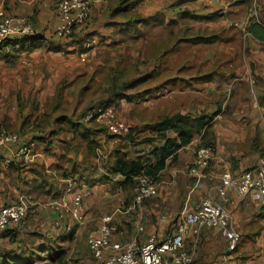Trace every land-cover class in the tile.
<instances>
[{"label": "rangeland", "instance_id": "1", "mask_svg": "<svg viewBox=\"0 0 264 264\" xmlns=\"http://www.w3.org/2000/svg\"><path fill=\"white\" fill-rule=\"evenodd\" d=\"M153 2V0H138L135 8L126 10L129 4L123 0H108L103 2V4L107 3V6L98 12H95L96 6H99L96 4L86 24L76 30L73 38H59L56 33H54V37H50L55 44H60L68 51L70 50L69 52L74 53L70 57H77L79 61L84 58V61H80L79 70L92 67L86 78H81L79 81L81 85L87 84V88L81 103H79L81 108H77V114H74L73 119L76 122L75 125L86 132L87 136H79L75 140L65 139L68 148L72 151L71 157L69 155L57 157L47 151L43 152L47 161H44L43 168L35 170V175L42 183L39 185L40 187H34L39 189L41 195L49 192L55 196L62 193L69 184L76 183L77 186L87 185L91 187L93 192L91 190L89 198L87 197L91 208L88 210L89 219H85L82 226L75 227L70 241L64 242L59 248L53 246V248L60 250L54 254L55 260L39 259L33 264H100L94 259L86 245V239L90 233L97 230L101 218L112 215L115 224L113 241H127L134 238L146 239L151 234L163 236L170 229L172 230L174 224L184 213L203 199L207 192L222 182L211 175L215 160V148L214 158L205 170L204 177H191L188 173L189 167L194 163L196 151L201 144L200 137L195 138L189 153H192L194 158L186 167V175L189 176L190 180L188 182L189 187H187L186 178L179 176L176 177L178 181L176 189L170 188L169 180L172 177L166 171L163 177L156 181L158 187L156 196L144 200L139 205L135 201L137 189L133 193H128L119 187L118 184L122 177L109 174L108 167L113 160L112 154L115 149L128 152L130 155H145L151 148V145L147 143L141 144V140L152 135L148 128H150V124L157 121V113L149 111L148 108L152 107V102H155L154 91L152 92L151 88L166 79L165 74L160 76V72L164 68L168 71V77L181 76L180 78L183 80L173 87L176 90L171 93L170 98L174 102L175 108L181 103H186L191 112L209 116L216 113V110L213 109L214 106L211 105L217 99H214L211 93L201 97L196 91V86L208 91L219 89L216 88L218 84L226 86L224 83L228 82V78L220 75L212 76L213 72L228 71L237 67L242 63L241 57L250 53V47H247V34L245 33L246 24L252 17L264 18V0L238 1L239 4L236 5L235 12L218 8L215 11L216 18L203 21L182 18L176 10L168 9L167 6L161 10L160 15H163V21L153 23L151 27L133 25L132 22L136 19L137 12L143 17L154 16L158 13L148 14L149 5ZM176 2L178 0L174 3ZM183 2L189 6L197 5V0H184ZM3 3L2 6L7 14L30 17L36 32L46 33V29H40L36 25L33 16L28 13L31 10L22 2L17 4L19 13L16 14L8 12L6 2ZM181 10L200 14L195 8L193 10L187 8ZM51 33L52 31H50ZM214 34H216V38L211 42L201 40V37H211ZM94 38L96 43L92 42ZM88 42L92 45L83 57L79 51ZM167 49L166 59L165 57L162 58V53ZM150 72L153 74L149 75ZM5 76L6 72L4 71L1 78L3 79ZM113 76L118 78L121 85L127 83L126 85L134 86L123 91L126 96L131 97H122L126 100L125 105L119 108L114 103V107L118 110L119 116L130 126V130H134L132 136L135 137V142L126 139L128 133L124 135L109 134L106 128L95 121L77 123L78 118L87 108L98 106L112 97L111 91L114 85L111 78ZM68 78V76L63 78V84L68 82ZM203 79L206 81L209 79L211 82L203 83ZM216 79L218 81L215 82ZM7 81L0 80L1 83H7ZM205 85L208 87L205 88ZM10 86L11 93L15 85L11 84ZM16 86L19 87V84ZM159 92L164 93L162 89ZM72 98H74L72 103L78 104V95L73 93ZM4 99L8 101L10 97L4 96ZM57 100L60 102L62 100V94L59 92L54 93L51 99L48 98V103L50 101L54 103ZM165 104L166 101L163 100L159 106L165 108ZM42 119L43 117L40 120ZM40 122V128L46 127L45 132L52 131V127L45 126L44 121ZM69 125V122L59 123L54 127V132L61 133L59 134L61 137L67 136V132L64 131ZM59 128H62L63 131ZM160 142L157 141L155 144L158 145ZM36 149H38L37 145L33 150L34 156ZM51 158H56V160L50 163L49 159ZM31 162L24 165L32 166ZM106 177L107 180H105ZM98 183L99 185H97ZM104 184H108L110 187ZM95 185L99 188L95 189ZM23 188H27V186ZM44 196L35 198L40 200L34 199L33 202H30L43 201L47 195ZM34 206L29 204V212L33 210L32 207ZM138 227H143L144 230L139 231ZM28 230L29 225L27 224L25 228L17 229L15 233L20 234V238L27 234ZM24 238H27L25 242L29 240L28 237ZM8 240H0V249L11 246V243L6 242ZM20 247L22 248V246ZM13 255L12 250L6 253V257L2 255L0 264H16L13 259L16 255ZM61 255L63 257L59 261L57 257Z\"/></svg>", "mask_w": 264, "mask_h": 264}, {"label": "crops", "instance_id": "2", "mask_svg": "<svg viewBox=\"0 0 264 264\" xmlns=\"http://www.w3.org/2000/svg\"><path fill=\"white\" fill-rule=\"evenodd\" d=\"M153 1L149 5V15L159 13L168 6V9H174L178 15L182 16L181 14L186 12L192 13L188 10L182 11L183 8L191 10L195 8L200 13L197 15L215 14L218 8H224L233 13L237 9L238 1L245 0H197L196 6H189L184 2L174 3L177 0ZM3 2L0 0V6L4 4ZM5 2L8 12L12 14L19 13L17 5L19 2L26 5L31 10L28 13L33 16L36 25L40 29H46V33L38 32V40L29 45L28 43L13 44L10 46H14L15 50L10 49V46L0 50V80H8L7 83L0 82V125L7 127L10 131L19 132L23 140H36L38 148L36 155L32 158V166L17 161L9 167L5 166L3 160L5 157L12 156L15 148L0 149V207L15 203L23 196L31 202L44 195L52 196L45 193L41 195L39 189H35L34 186L40 187L39 185L42 183L35 175V170L43 168L44 161H47V157L43 153L45 151L57 157L72 156V151L68 148L65 139L75 140L79 136L82 137L80 132L83 130L75 125L76 122L73 119L74 114H77V108H81L79 103H81L87 88V84L81 85L79 81L81 78H86L88 71L92 69L91 67L90 69L79 70L80 61H84V58L79 61L77 57H70L74 53L51 41L50 37H54L58 24L56 0H6ZM183 4L185 5L182 8ZM98 5L95 12L105 8L107 3ZM137 14L140 13L137 12ZM139 16L143 17L141 14ZM248 24L249 22L246 25L248 26ZM50 31H52L51 34ZM245 33L247 34V47H250V53L241 57L242 63L228 71L213 72L212 76L220 75L228 78V82L224 83L226 86L218 84L216 88L219 89L215 91L204 90L196 86V91L201 97L211 93L214 99H217L211 105L216 110L212 124L215 137V160L211 175L221 181L226 177L240 175L256 165L264 163V41L253 37L250 33ZM51 45H59L61 50L52 51L48 49ZM166 57L167 55L165 59ZM4 71L6 76L2 79L1 74ZM165 71L166 68L160 72V76L165 74V81L155 84L151 88V91H154L155 102H152V107L148 109L157 113V121L167 114L181 113L192 116L201 114L191 112L186 103L174 107V102L170 98L171 93L176 90L173 87L183 80L180 78L181 76L168 77V71ZM66 76L69 77L68 82L63 84V78ZM216 81L218 80L216 79ZM209 82H211L209 79L207 81L203 79V83ZM11 84L15 86L10 93ZM18 84L19 87L16 86ZM207 87L205 85V88ZM161 89L164 93L159 92ZM57 92L62 94L61 102L57 100V102L50 101L48 103V98L51 99ZM73 93L78 95V104L72 103L74 100L72 98ZM163 94L165 95L163 96ZM4 96L10 97L9 103L4 99ZM163 100L166 101L165 108L159 106ZM46 108L48 109L44 111ZM42 117L43 119L40 120ZM80 118L81 116L77 123H81ZM40 121H44L45 126L52 127V131L45 132L46 127L40 128ZM63 122H69L70 125L64 131L67 132V136L61 137L59 136L61 133L54 132V127ZM59 129L63 131L62 128ZM194 141L195 139L190 145L180 150L175 162H168L161 176L162 178L164 173L168 171L167 173L172 177V181L169 180V187L174 188V190L178 185L176 177L179 176L186 178L187 187H189L188 182L190 180L189 176L186 175V167L194 159L192 153L189 154ZM55 160L56 158H51L49 162L52 163ZM36 163L37 165H35ZM189 175L193 177L190 173ZM36 179L37 182H35ZM68 183L70 182L68 181ZM97 185L94 186L95 189L99 188ZM26 186L27 188H23ZM73 186L74 188L67 194L65 191L69 186L62 193L53 195V197H65L71 203L72 195L75 192L88 189L89 194L83 198L86 220H88V210L91 208L87 199L93 189L87 185L77 186L76 183ZM108 186L110 187V185ZM230 197L229 208L233 213L236 227L242 233V242L236 250L230 251L218 230L205 228L199 235L197 242L191 244V250L195 255V263L193 264L264 263V207L250 198L240 197L234 191L231 192ZM31 202L30 204L37 203V201ZM32 208L33 210L30 211L31 213L29 212L28 216L29 230L27 234L20 238V234L15 233L0 235V240L9 239L6 242L11 243L9 248L0 249V257L2 255L6 257V253L12 250L16 255H13L16 264H33L39 259L52 260L54 254L60 251L53 246L59 248L64 242L70 241L75 229L74 221L70 216L61 217L51 210L39 206ZM100 224L101 220L97 229ZM67 225H73V229L67 231L65 228ZM113 225H115L114 219ZM10 235L12 236L10 237ZM24 237H28L29 240L25 242L27 238ZM105 257L96 260L102 264Z\"/></svg>", "mask_w": 264, "mask_h": 264}, {"label": "built area", "instance_id": "3", "mask_svg": "<svg viewBox=\"0 0 264 264\" xmlns=\"http://www.w3.org/2000/svg\"><path fill=\"white\" fill-rule=\"evenodd\" d=\"M106 1L108 0H57L56 35L64 39L73 38L76 30L85 25L90 18L94 5ZM29 18L9 15L4 7L0 6V48H8L13 44H29L38 37L33 21ZM92 42L96 43L95 38ZM82 44L83 42L81 46ZM91 45L88 42L84 48L81 47L80 55L84 57ZM125 103L126 100L121 99L119 108ZM93 121L106 128L112 135H124L130 131V126L119 116L118 110L113 105L99 104L87 108L80 122ZM36 145V140H23L19 132H11L0 125V149L15 148L14 154L3 160L6 167L17 161L31 162ZM213 158L212 147L200 146L188 172L192 176L204 177L205 170L210 166ZM74 184H69L66 194L74 188ZM157 189L156 181L146 175L139 176L136 203L139 205L144 200L156 196ZM232 191L242 198H250L258 205L264 206V163L240 175L224 178L214 189L207 192L203 199L184 213L172 230L170 229L163 236L151 234L144 240L134 238L127 241H113L115 230L113 217L106 215L101 219L99 228L88 235L87 246L95 259L106 256L102 264H193L195 255L191 250V244L197 242L203 229L214 228L218 230L228 249L234 251L242 242L243 236L236 227L233 213L229 208ZM88 194L89 190L84 189L72 195L71 203L65 197L49 196L31 205L47 208L61 217L70 216L75 227H78L82 226L86 219L83 198ZM29 204L28 198L23 196L15 203L0 207V235L27 226ZM65 228L71 231L73 225H67ZM138 230L143 231L144 228L138 227Z\"/></svg>", "mask_w": 264, "mask_h": 264}, {"label": "trees", "instance_id": "4", "mask_svg": "<svg viewBox=\"0 0 264 264\" xmlns=\"http://www.w3.org/2000/svg\"><path fill=\"white\" fill-rule=\"evenodd\" d=\"M125 3H128L129 6L126 10H130L137 6L138 0H123ZM130 1V2H129ZM132 1V3H131ZM184 0H179L177 4L182 3ZM264 13V5H263ZM137 14V13H136ZM161 12L157 13L154 16L141 17L138 14L135 15L136 19L132 22L133 25H143L145 27L153 26V23L163 21V15H160ZM182 18H192L197 20H211L216 18V14L210 13L205 15H197L192 13H184L181 16ZM247 33H250L253 37L264 41V18L261 17H252L249 20V24L246 27ZM214 34L211 37H201L203 42H211L216 36ZM39 37V34H38ZM38 37L36 40H38ZM35 41H32L33 43ZM29 43V44H31ZM28 44V45H29ZM31 46V45H30ZM7 48H0V50ZM10 49L15 50L14 46H10ZM48 49L52 51H60L61 48L58 46L51 45ZM167 50H164L161 57L164 58L167 55ZM153 73L150 72L149 75ZM111 81L114 85L111 91V98H109L104 103H101L106 106L119 105L122 97L131 98L126 96L123 92L131 87V85H121L116 76L111 78ZM60 94V92H59ZM216 114L207 115L200 114L197 116H192L189 114H167L163 115L158 121L150 125L148 128L151 132V136H148L141 140V144L147 143L151 145V148L147 153L130 155L128 152H122L120 149H115L111 161L108 167V173L111 175H120L122 179L120 180L118 186L128 193H133L138 186V177L141 175H146L153 179L154 181L160 180L163 172L165 171L168 162H175L178 159V154L181 149L190 145L196 137H200L201 144L200 146H210L213 149L215 148V137L213 132V120ZM82 117V116H81ZM81 124V123H80ZM78 127V126H77ZM79 128V127H78ZM130 130L127 134V138L131 142H135L136 139L132 136ZM82 137H86V132H80ZM157 141H161L160 144L156 145ZM199 146V147H200ZM108 178L106 177L105 180ZM49 194V192H47ZM264 207V206H262ZM16 230L8 231L5 233L13 234ZM3 233V234H5ZM16 234V233H15ZM12 235H10L11 237ZM62 253V252H61ZM60 253V254H61ZM59 255V254H58ZM62 255L57 257L61 261ZM52 260H55L53 257Z\"/></svg>", "mask_w": 264, "mask_h": 264}]
</instances>
